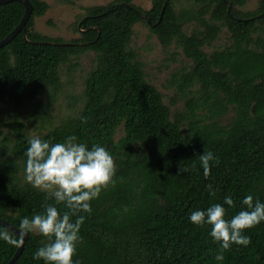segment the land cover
I'll return each instance as SVG.
<instances>
[{
	"label": "trees",
	"instance_id": "trees-1",
	"mask_svg": "<svg viewBox=\"0 0 264 264\" xmlns=\"http://www.w3.org/2000/svg\"><path fill=\"white\" fill-rule=\"evenodd\" d=\"M30 1L25 30L0 47V105L16 110L22 102L57 90L61 67L92 51L82 105L38 137L56 143L75 135L89 148L104 146L115 161L112 183L90 202V213H80L85 221L74 264H264V221L245 231L248 246L233 244L219 262L210 227L190 222L192 211L223 204L226 196L236 204L223 205L226 218L240 209L246 195L264 202V0L250 10L241 8L246 0H186L187 7H177L176 0H151L147 9L133 0H111L85 6L79 35L68 41L35 28L34 17L49 5ZM23 13L20 1L0 3V40ZM139 21L162 46L175 43L192 61L190 69L174 78L180 91L190 93L187 111L179 117L172 118L161 92L146 79L138 52L130 47ZM193 21L197 26L187 32L185 25ZM223 28L229 43L207 52L204 47ZM229 111L231 118L221 123ZM13 122V155L26 166L32 136ZM120 126L123 134L116 138ZM203 151L217 158L210 162L207 177L199 162ZM16 159L0 155V218L19 228L23 217L55 201L15 175ZM180 167L187 171L180 172ZM209 184L219 189L215 197L207 190ZM55 206L61 213L66 210L63 204ZM47 242L29 233L12 264H45L33 254ZM16 248L0 240V264Z\"/></svg>",
	"mask_w": 264,
	"mask_h": 264
},
{
	"label": "clouds",
	"instance_id": "clouds-1",
	"mask_svg": "<svg viewBox=\"0 0 264 264\" xmlns=\"http://www.w3.org/2000/svg\"><path fill=\"white\" fill-rule=\"evenodd\" d=\"M27 143L26 180L34 188L47 193L48 199L54 200L55 204L46 203L42 212L23 217L19 223V236L36 233L48 238V242L34 252V259L43 260L45 264H74L80 229L85 221V216L80 213H90V202L112 183L114 158L104 146L93 144L89 148L78 142L75 135L56 143L35 136ZM216 159L211 151L199 154L205 177L210 174V162ZM179 171L186 172L187 169L180 167ZM207 190L215 197L219 189H213L209 184ZM57 204H63L66 210L61 213L55 206ZM224 204L229 208L236 207L233 198L226 196L223 204L213 203L206 210L197 209L190 214L191 223L210 227L209 234L219 245L214 257L218 262L224 260V253L233 244L248 246L251 240L245 231L264 221V202L254 199L251 194L243 198L240 209L230 218H226ZM16 236L7 228H0V240L22 246L23 239Z\"/></svg>",
	"mask_w": 264,
	"mask_h": 264
},
{
	"label": "rangeland",
	"instance_id": "rangeland-1",
	"mask_svg": "<svg viewBox=\"0 0 264 264\" xmlns=\"http://www.w3.org/2000/svg\"><path fill=\"white\" fill-rule=\"evenodd\" d=\"M49 7L41 15L34 17V26L42 34L51 38L71 40L78 37V19L85 12L84 7L93 4H106L111 0H45ZM144 9L151 6V0H133ZM258 0H246L241 7L244 10L254 9ZM177 7H187L186 0H176ZM196 23L190 22L184 29L190 32ZM229 33L222 29L212 45L204 49L211 52L216 48H223L229 43ZM130 47L138 52L142 62L146 79L155 85L161 92L163 100L169 105L172 118L186 113L185 101L190 93L180 91L174 80L182 72L190 69L192 61L176 46H162L157 37L150 32L148 26L139 21L134 26ZM93 52L88 51L72 58L71 62L61 67V86L57 90H47L40 97L22 102L16 110L12 105H0V155L13 156L19 163L15 175L26 180L25 165L18 157L13 155L16 119L22 131L35 137L45 134L62 118L73 115L83 102L84 80L89 74L93 64ZM16 111V113H14ZM201 112V111H200ZM232 112L220 118L221 123H226L231 118ZM184 120L181 122L184 129ZM19 127V128H20ZM123 134L120 126L116 131V138Z\"/></svg>",
	"mask_w": 264,
	"mask_h": 264
},
{
	"label": "water",
	"instance_id": "water-1",
	"mask_svg": "<svg viewBox=\"0 0 264 264\" xmlns=\"http://www.w3.org/2000/svg\"><path fill=\"white\" fill-rule=\"evenodd\" d=\"M9 1H11V0H0V3H5V2H9ZM17 1H20L24 5L23 16H22L21 20L19 21V23L5 37H3L0 40V47L7 44L8 42H10L21 30H23V31L25 30L26 21L29 19L30 15H31V12H32L31 1L30 0H17ZM0 224H2L7 229H9L14 234H16L19 239H23L22 246H19L16 248L13 256L6 263V264H12L17 259V257L20 255L28 235L20 237L19 236V228H17L16 226H14L12 223L8 222L5 219L0 218Z\"/></svg>",
	"mask_w": 264,
	"mask_h": 264
}]
</instances>
